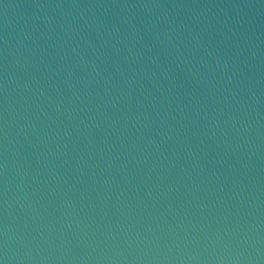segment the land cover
<instances>
[{"label":"water","instance_id":"1","mask_svg":"<svg viewBox=\"0 0 264 264\" xmlns=\"http://www.w3.org/2000/svg\"><path fill=\"white\" fill-rule=\"evenodd\" d=\"M0 264H264V0H0Z\"/></svg>","mask_w":264,"mask_h":264}]
</instances>
